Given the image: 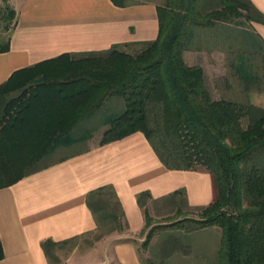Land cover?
I'll return each mask as SVG.
<instances>
[{"label":"trees","instance_id":"16d2710c","mask_svg":"<svg viewBox=\"0 0 264 264\" xmlns=\"http://www.w3.org/2000/svg\"><path fill=\"white\" fill-rule=\"evenodd\" d=\"M112 1L120 7L155 2L157 38L63 53L14 71L0 85V188L67 159L73 153L48 161L71 145H85L101 125L107 128L100 145L141 131L164 165L206 170L215 190L210 204L194 207L198 218L155 226L150 192L137 195L150 227L143 246L157 230L168 229L155 258L144 263L166 264L175 251L190 248L172 229L216 226V264H264V106L248 98L215 99L204 68L184 57L213 37L221 50L231 52L230 66L248 95L264 78V40L245 26L264 24V13L251 0ZM16 24V10L4 0L0 53L10 49ZM185 196L180 189L167 198L176 203ZM87 203L97 224L89 233L95 240L126 228L113 185L91 190ZM65 243L42 242L51 264L60 262L56 249ZM4 256L0 237V260Z\"/></svg>","mask_w":264,"mask_h":264},{"label":"crops","instance_id":"0c3cea01","mask_svg":"<svg viewBox=\"0 0 264 264\" xmlns=\"http://www.w3.org/2000/svg\"><path fill=\"white\" fill-rule=\"evenodd\" d=\"M251 1L264 13V0ZM9 3L16 10L17 24L10 49L0 53V85L14 71L63 53L102 51L117 43L154 40L159 33L157 4L153 1L126 7L112 0ZM251 28L264 40V24L253 22ZM191 53L184 52L187 62ZM106 128L101 125L95 129V135L101 132L99 139L94 135L85 145L67 148L88 150L0 188V237L5 253L0 264H51L42 246L44 240L67 241L63 247L96 231L87 195L104 185L115 188L126 228L104 235L64 264H145L138 242L145 240L142 233L147 229L137 200L140 192L149 191L150 201H160L185 189L183 199L190 208L213 201L215 190L208 171L168 168L141 131L100 145ZM203 231L220 236L216 226ZM180 251H175L166 264H187L180 263V258L175 260ZM182 252L189 253V249ZM187 253L181 259H187ZM216 257L214 251L211 264H216Z\"/></svg>","mask_w":264,"mask_h":264},{"label":"rangeland","instance_id":"374dc122","mask_svg":"<svg viewBox=\"0 0 264 264\" xmlns=\"http://www.w3.org/2000/svg\"><path fill=\"white\" fill-rule=\"evenodd\" d=\"M3 3L4 0H0V5ZM245 28L252 29L249 24H247ZM209 39V42H203L201 49L191 50L192 53L188 62L193 65H201L204 68L207 83L213 97L215 99L223 97L243 100L248 98L253 103L264 106V78L260 84L249 89L248 96L243 89L240 79L236 77L230 66L229 62L231 59L229 56L231 52L221 50V48H219L220 44L216 43L213 40V37H209ZM94 135L95 134L93 133L92 138ZM96 135L99 139L101 132ZM80 149L83 148L68 149L65 150L64 153L59 152L49 158L48 161H55L62 157L65 153H74ZM148 208L151 216L150 224L152 226L169 224L182 218H198L199 213L195 208L188 207L182 197H178L176 203H172L168 199L149 201ZM186 228L187 227H180L179 229H172L174 231L176 230V232H174L175 235L181 238L182 241L190 247L188 248L189 253L185 252L187 253V259H181V256L185 255V253L182 252V250H179V257H176L175 260L177 261L178 258H180V263L182 262L187 264H211L213 252L215 251L217 256V252L220 247V236H217L212 231H203V229L188 231ZM149 229L150 227L144 229V232L142 233V236L144 235V239L146 238ZM166 232H168V229L165 228L157 230L148 247L143 246V240L138 241L142 259L145 260L150 257L155 258L154 255L159 249L160 240L165 234H167ZM95 241V233H92L84 235L63 247L58 248L57 254L61 258V264H64L65 260H68L73 256H80L88 247L92 246ZM76 258L78 261L79 258Z\"/></svg>","mask_w":264,"mask_h":264}]
</instances>
